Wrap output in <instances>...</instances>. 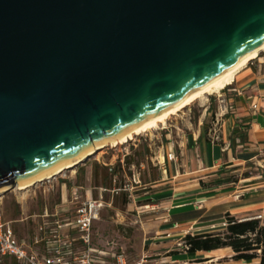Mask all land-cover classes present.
<instances>
[{
    "label": "water",
    "instance_id": "water-1",
    "mask_svg": "<svg viewBox=\"0 0 264 264\" xmlns=\"http://www.w3.org/2000/svg\"><path fill=\"white\" fill-rule=\"evenodd\" d=\"M262 46L264 0H0V197L83 163Z\"/></svg>",
    "mask_w": 264,
    "mask_h": 264
},
{
    "label": "crops",
    "instance_id": "crops-1",
    "mask_svg": "<svg viewBox=\"0 0 264 264\" xmlns=\"http://www.w3.org/2000/svg\"><path fill=\"white\" fill-rule=\"evenodd\" d=\"M221 95L228 112L220 119L217 138L211 133L214 117H208L179 143L169 141L167 134L164 141L145 136L96 153L58 175L53 212L36 199H15L19 209L9 220L0 212L2 222L27 244L38 226L50 222L41 217L44 212L70 219L82 203L102 199L104 208L92 225V246L110 255L109 264L119 253L132 264L146 252L164 255L174 250L187 235L221 230L227 217L264 219V53L243 66ZM43 248L41 243L33 250ZM225 251L230 249L171 256L178 262L206 264ZM0 264L15 260L0 258Z\"/></svg>",
    "mask_w": 264,
    "mask_h": 264
},
{
    "label": "built area",
    "instance_id": "built-area-1",
    "mask_svg": "<svg viewBox=\"0 0 264 264\" xmlns=\"http://www.w3.org/2000/svg\"><path fill=\"white\" fill-rule=\"evenodd\" d=\"M264 53V51H262ZM218 113L214 115L211 133L217 138L220 119L228 112L222 95H218ZM257 107L254 106L255 110ZM171 161L173 154L167 155ZM104 208L102 199L89 200L80 205L75 215L70 219H58V214L50 217L46 212L41 216L49 220L36 229L27 244H21L12 228L2 222L0 218V258L12 257L15 264H109V254L92 246V225L99 219ZM44 243L42 251L33 247ZM27 248L32 250H27ZM189 247L184 240L176 243L174 250L164 255L144 253L140 259L132 264H178L171 256L172 253L187 254ZM113 264H129L122 253L110 257Z\"/></svg>",
    "mask_w": 264,
    "mask_h": 264
},
{
    "label": "rangeland",
    "instance_id": "rangeland-1",
    "mask_svg": "<svg viewBox=\"0 0 264 264\" xmlns=\"http://www.w3.org/2000/svg\"><path fill=\"white\" fill-rule=\"evenodd\" d=\"M221 94L222 91H218L211 93L210 95H205L202 99L197 100L196 102L184 108L176 115L171 116V118L166 121V125H160L157 129H153L140 136H136L134 137V139L147 136L148 138L159 137L160 139L162 138V140L164 141L165 139L163 135L167 134L169 135V141L177 142V143L181 142L182 137L193 134L195 130H197L198 128H202V126H204V123L208 117L209 119H211V117H214V115L218 113L219 103L217 96ZM213 99H216L217 101L213 102ZM119 147H121V145H117V146L109 145L99 150L98 154L103 151H107V150L111 151ZM67 171H64L60 175H64V173ZM58 177L59 176L57 175L54 177V179L43 181L32 187L30 186L26 190H22V191L15 190L5 194L4 196H6V198H3L2 202H0V212H4V213L5 211L8 212L7 215L6 213L1 214L2 219L9 220L8 218H11L9 215L12 212H14V210L19 209L18 208L19 205L16 204L15 199H17L21 203H24L26 201L30 202L36 199L37 203L40 204L43 209L48 208V211L53 212L55 209L54 206L57 202V191H56L55 183L59 181ZM52 180L54 181V184H52ZM1 198L2 197H0V199ZM20 198L22 200H20ZM16 213H14V215H16V217L17 216L19 217L20 216L19 212L17 214ZM260 223L264 225V219L260 220ZM129 251H133L132 248L129 249ZM216 255H218L217 256L218 258H215L213 262L206 264H243V263L232 262L231 257L233 256V253L231 250L218 253ZM224 257H225L224 260H220L223 259ZM201 263H205V262H201ZM178 264H192V263H189L183 259L182 261L178 262Z\"/></svg>",
    "mask_w": 264,
    "mask_h": 264
},
{
    "label": "trees",
    "instance_id": "trees-1",
    "mask_svg": "<svg viewBox=\"0 0 264 264\" xmlns=\"http://www.w3.org/2000/svg\"><path fill=\"white\" fill-rule=\"evenodd\" d=\"M184 242L189 247L187 254L230 249L234 263L264 264V225L258 219L242 221L227 217L221 230L187 235Z\"/></svg>",
    "mask_w": 264,
    "mask_h": 264
},
{
    "label": "bare ground",
    "instance_id": "bare-ground-1",
    "mask_svg": "<svg viewBox=\"0 0 264 264\" xmlns=\"http://www.w3.org/2000/svg\"><path fill=\"white\" fill-rule=\"evenodd\" d=\"M262 51H264V46L260 47L259 49L254 50L251 53H249L248 55H246L241 61H239L235 66H233L226 73H224L223 75H221L218 78L214 79L213 81H211L210 83H208L204 87L198 89L197 91L192 93L190 96H188L186 99H184L183 101H181L177 105H175L172 108L164 111L163 113H161L156 118L145 122L143 125H141L137 129L127 133L126 135L122 136L118 140L113 141L110 145L111 146H117V145L126 144L129 141L133 140L134 137H136V136H140V135H142L144 133H147V132H149V131H151L153 129H157L160 125H166V121L168 119H170L171 116L176 115L177 113L182 111L184 108H186L189 105L193 104L197 100L202 99L205 95H210L211 93L224 90L227 86L231 85V83H232V81H233V79L235 77V74L243 66L247 65V63L250 60L255 59L258 56L259 52H262ZM101 149H103V148H99L97 150L99 151ZM92 152L93 151H91L89 153H92ZM84 158L85 157H82L81 160L84 159ZM81 160H79V161H81ZM79 161L77 160L74 163H71V164L67 165L66 169H69V170L73 169L75 166H77L80 163ZM63 169H65V168H63ZM61 173H62V168H60L59 170H57L55 172L56 175H59ZM50 179H52V178L49 177V180ZM29 187L30 186L21 187V188H17L16 190L22 191V190H26Z\"/></svg>",
    "mask_w": 264,
    "mask_h": 264
}]
</instances>
